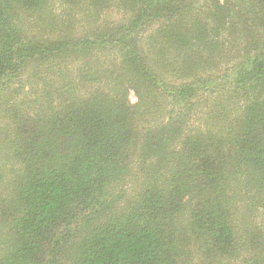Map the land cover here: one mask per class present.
I'll return each mask as SVG.
<instances>
[{
	"label": "trees",
	"instance_id": "16d2710c",
	"mask_svg": "<svg viewBox=\"0 0 264 264\" xmlns=\"http://www.w3.org/2000/svg\"><path fill=\"white\" fill-rule=\"evenodd\" d=\"M0 264H264V0H0Z\"/></svg>",
	"mask_w": 264,
	"mask_h": 264
},
{
	"label": "rangeland",
	"instance_id": "374dc122",
	"mask_svg": "<svg viewBox=\"0 0 264 264\" xmlns=\"http://www.w3.org/2000/svg\"><path fill=\"white\" fill-rule=\"evenodd\" d=\"M63 8V7H62ZM113 15H117V16H120V14H118V12L116 11V12H113L112 13ZM113 57H115V56H113ZM103 59H104V61H107L108 60V57H102ZM110 59H112V56H110ZM109 59V60H110ZM130 100H131V102H136L137 101V97H136V95H135V93L133 92V91H131L130 92Z\"/></svg>",
	"mask_w": 264,
	"mask_h": 264
}]
</instances>
